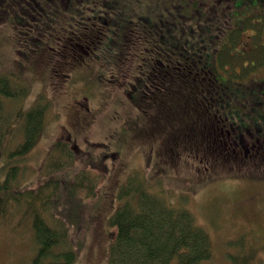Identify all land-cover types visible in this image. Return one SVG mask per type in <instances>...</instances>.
Masks as SVG:
<instances>
[{"label":"rangeland","instance_id":"rangeland-1","mask_svg":"<svg viewBox=\"0 0 264 264\" xmlns=\"http://www.w3.org/2000/svg\"><path fill=\"white\" fill-rule=\"evenodd\" d=\"M103 1L100 4L98 0H74L77 6L74 13L80 16L77 20L89 21L92 25L101 16L107 24L112 22L109 26L101 25L99 21L93 25L103 26L97 33L101 42L94 41L91 52L77 59L78 63L75 61L76 64L69 69L68 76L72 75L73 82L65 93L56 92L68 79V76L63 77V72L59 73L58 64L69 58V54L63 57L61 51L57 54L55 48L61 36L53 27L57 26L53 19L63 23L73 14L66 6L68 1L59 0L56 9L64 13L55 16L53 0H0V75L9 76L13 85L21 82L27 86V93L21 99L0 94V114L6 119L11 118L9 123L14 125L9 139L11 145L22 137V119L18 118V113L37 103L44 106L42 97L47 101L43 124L34 145L26 153L13 158L1 153L0 183L9 166L16 165V185L35 187L44 177L39 168L50 145L57 138L69 136L76 145L77 149H73L79 154L81 165L98 176L96 195L63 201L41 215L51 225H56L65 215L72 235L78 225L81 226V242L72 264H106L114 231L108 218L121 203L119 185L132 174L137 176L145 190L163 197L174 208L185 207L192 213L195 224L202 227L210 239L211 254L204 264H264V177L239 175V169L230 168V160L223 159V153L214 149L209 154L212 156L209 169L204 171L203 165L189 156L187 143H182L178 152L177 149L169 150L170 153L177 152L175 156L160 153L158 157L152 153L150 158L146 151L142 154L140 150L149 141L135 136V128H138L137 117H141L143 101L140 105H132L125 81L120 79L119 84L114 85L115 78H110L106 69L116 59H126L140 68L137 58L156 53L164 35L159 18L175 11L173 5L179 0ZM200 1L203 5L211 3V0ZM234 1L221 0V3L211 4L210 20L213 21L220 12L222 23H228ZM108 3L114 7L113 12L105 8ZM247 7L236 11L235 18L249 12ZM201 10H196L193 20L201 19ZM255 11H264V6L257 5ZM167 16L171 22L173 19L189 21L174 14ZM192 23L193 26H165L166 32L182 41L193 40L212 55L216 45L220 44L217 40L222 38V26H217L216 32L206 33L205 30H212L214 26H204L203 31L198 23ZM32 26L45 28L35 34L30 30ZM258 31L255 26L245 29L239 37L240 43L248 41L247 36L256 43ZM261 61L251 68L249 74L232 76L211 60L217 78L225 77L227 81L228 97L218 103L222 104V110L239 113L235 103L247 100L243 98L246 85L251 86L252 80L264 69ZM73 91L78 98L88 95V106L96 110L93 111V124L87 123L77 129L69 125L74 112L65 104ZM102 101L104 104L99 106ZM139 129L142 134L144 131L141 127ZM202 149L205 148H200V152ZM18 202L10 204L7 211L0 214V264H32L36 245L31 216L24 210L23 202Z\"/></svg>","mask_w":264,"mask_h":264},{"label":"trees","instance_id":"trees-1","mask_svg":"<svg viewBox=\"0 0 264 264\" xmlns=\"http://www.w3.org/2000/svg\"><path fill=\"white\" fill-rule=\"evenodd\" d=\"M53 1L54 15L64 13L56 9L59 0ZM67 1L66 6L73 14L63 23L53 19L57 25L53 27L61 36V39L57 37L60 41L55 49L57 54L61 51V57L68 54L67 57H77L90 50L94 41H99L98 34L103 26H93L95 22L109 25L112 21L107 24L108 22L106 23L101 16H98L92 25L89 21H79L77 19H80V16L74 13L77 9L74 0ZM98 1L100 4L105 2ZM117 1L114 0V3ZM107 6L105 8L111 12L113 6L109 3ZM201 15V19L198 20H193V15L179 14L178 17L198 23V26L203 27V31L204 26H214L215 32L218 27L223 26V16L220 12L213 21L210 20L209 13ZM183 22L184 20H181V23ZM43 27L32 26L30 30L40 33ZM209 31L205 30L206 33ZM254 45L256 46V43ZM262 49L264 48L260 46V50ZM226 55H223L222 49L219 51L218 57L221 64L228 62L224 59L230 55L228 52ZM241 55H252V52H242ZM234 56L231 55L228 59ZM237 60L233 58V61L229 62L235 63ZM26 91L27 86L20 83L13 85L9 76L0 75L1 95L21 98ZM221 93L214 100V125L211 128L213 144L217 152L223 150L222 136L215 129L218 114H220L215 109L223 112L222 104L218 105L225 100V95ZM235 107L238 108L239 113H229L228 117L238 121L243 117L242 104L236 101ZM44 111V106L35 104L25 112L18 113V118L22 119L20 129L22 137L13 145L9 142L14 130V125L9 123L12 119H6L5 115L0 114V156L3 152L4 155L13 158L26 153L34 145L43 123ZM2 118L5 119L2 120ZM205 129L203 125L202 133H199V145L206 144ZM76 158L77 154L72 152L67 143L59 139L48 152L47 160L43 164L45 175L37 186L31 189L17 188L16 165L9 166L5 178L0 183V214H4L10 204H17L19 197L23 198L24 203L27 202L26 211H29L32 216L31 228L36 245L32 264H72L77 257L81 242V232L78 230L80 226L72 235L68 231L67 219L64 217L59 219L56 225H51L41 216V212L56 208L62 201L95 196L96 179L83 167L75 164ZM127 182L119 190L122 202L108 219L109 225L114 228V233L110 237L106 264H204L203 261L211 254L210 239L207 232L195 224L191 212L185 207H172L163 197L142 188L134 178Z\"/></svg>","mask_w":264,"mask_h":264},{"label":"flooded vegetation","instance_id":"flooded-vegetation-1","mask_svg":"<svg viewBox=\"0 0 264 264\" xmlns=\"http://www.w3.org/2000/svg\"><path fill=\"white\" fill-rule=\"evenodd\" d=\"M214 2L221 3V0H211L209 11ZM257 5L264 6V0H235L233 11L236 12L244 6H248L249 12L231 18L232 23L229 20L223 26H242L247 17L259 15L258 18H253L251 23L253 25L255 20L254 26H263L264 30L262 22L264 21V11L256 12ZM188 7L193 11L195 8L204 6L200 0L178 1L173 5V8L180 13L189 11ZM163 26L166 25L163 24ZM172 26H182V24L175 23ZM226 33L224 43L230 46L234 41L230 40L229 33ZM163 34L156 53L146 54L141 59L137 58L138 63H141L140 68L133 66V62L131 65V62L126 59H116L111 62L112 66L106 69L110 78H115L114 85H118L120 79L125 81V89L128 90L127 95L132 105H140V101H143L141 117H137L138 128H135V136L149 141V144L140 150L142 154L146 151L150 158L152 153L158 157L160 153L175 156L179 146L182 143H187L189 156L202 163L203 159H207L211 150L215 149L211 131L212 125H214V100L221 93L216 94L219 89L222 91L221 95L225 94L228 97V93L224 91L227 81L224 79L225 77L215 78L212 71L211 60L216 53L212 55L210 52L199 54L197 44L193 40L182 41L176 36L172 37L170 32H167V37L165 32ZM247 38L250 37L247 36ZM248 41L244 42L248 44L251 39ZM261 41L264 43L262 37ZM151 48L153 47L151 46ZM138 57L141 56L138 55ZM69 58L58 64L59 73L63 72L64 78L68 76L69 69L78 63L76 60L82 58V55ZM255 61L256 56L250 59L251 66H254ZM136 69H139L138 74ZM235 72H240L238 67L235 68ZM72 82V75H69L56 92H68ZM76 94L74 91L69 94V100L65 104L68 109L74 112L69 125L75 129L81 128L87 123L93 124V119H95L93 111H96L88 106V95L83 94L81 98H78L75 96ZM243 98L247 100L242 102L253 109L251 112L245 113L238 121L229 118V112L224 110L220 112L217 108L215 109L220 113L215 129L222 136V156L223 159L235 161L242 170L264 173V69L257 78L252 80L251 86L247 85ZM103 104L102 101L99 106ZM203 125L206 128L207 140L206 144L199 145V133H202ZM139 127L144 131L142 134ZM62 140L69 141L67 146L70 149L76 148L73 141L69 140V136L62 137ZM202 147L206 150L202 149L199 153V149ZM170 149H177V152L170 153ZM204 167L206 168V165Z\"/></svg>","mask_w":264,"mask_h":264}]
</instances>
